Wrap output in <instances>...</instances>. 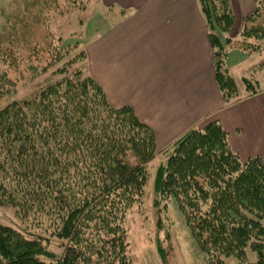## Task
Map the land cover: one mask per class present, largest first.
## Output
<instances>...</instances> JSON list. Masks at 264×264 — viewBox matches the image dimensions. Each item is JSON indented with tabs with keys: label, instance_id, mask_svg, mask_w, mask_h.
<instances>
[{
	"label": "trees",
	"instance_id": "16d2710c",
	"mask_svg": "<svg viewBox=\"0 0 264 264\" xmlns=\"http://www.w3.org/2000/svg\"><path fill=\"white\" fill-rule=\"evenodd\" d=\"M198 3L214 49L215 79L229 102L238 90L225 65L224 43L233 39L227 35L222 42L220 35L232 29L230 2ZM263 9L264 0H256L242 37L264 39ZM240 46L262 49L258 42ZM2 77L8 78L4 72ZM244 85L248 94L256 91L250 79ZM129 150L135 164L121 158ZM155 153L153 129L131 106L115 107L102 85L81 70L2 106L0 205L24 214L47 212L55 236L65 242L56 256L46 238L0 223V264H132L122 221L142 194L145 166ZM154 190V205L176 199L209 264H221L223 256L264 264V162L258 155L242 159L219 122L193 127L177 139L157 169Z\"/></svg>",
	"mask_w": 264,
	"mask_h": 264
},
{
	"label": "crops",
	"instance_id": "0c3cea01",
	"mask_svg": "<svg viewBox=\"0 0 264 264\" xmlns=\"http://www.w3.org/2000/svg\"><path fill=\"white\" fill-rule=\"evenodd\" d=\"M229 2L233 15L229 35L234 40L256 0ZM104 4H115L121 15L86 50L90 74L115 106H131L154 130L160 147L193 127L217 121L242 159L258 155L264 162V79L248 77L264 68V61L256 60L264 48L232 49L238 55L232 60V74L225 65L236 82L241 81L243 95L226 103L215 79L214 49L198 0ZM244 78L255 84V92L245 94Z\"/></svg>",
	"mask_w": 264,
	"mask_h": 264
},
{
	"label": "rangeland",
	"instance_id": "374dc122",
	"mask_svg": "<svg viewBox=\"0 0 264 264\" xmlns=\"http://www.w3.org/2000/svg\"><path fill=\"white\" fill-rule=\"evenodd\" d=\"M111 1L0 0V59H5L0 60V90L9 91L0 95V108L13 100L32 96L68 73L72 75L81 70L83 75H91L86 48L97 41L120 14L115 4L111 7L104 4ZM227 35L229 33H221L222 42ZM243 41L258 42L264 48V39L240 35L232 44L224 43L225 64L230 66L231 74L232 60L238 59L232 49L238 50ZM256 56L257 61H264V50ZM3 72L7 79L2 77ZM258 75L264 79V68L252 71L248 77ZM7 80L10 83L5 82ZM236 85V97L226 103L243 95L241 81ZM245 94H248L246 90ZM155 140L156 153L145 166L147 178L142 194L126 209L122 221L128 256L132 264H209L207 256L198 249L176 199L171 196L154 205L157 169L165 162L177 139L163 147L158 146L156 134ZM121 158L131 164L137 162L132 150ZM53 220L51 215L40 210L32 209L24 214L12 205H0L1 224L10 225L29 237L46 238L43 243L47 249L60 256L65 241L55 236ZM254 259V254L249 252V260ZM221 264L239 262L234 256H223Z\"/></svg>",
	"mask_w": 264,
	"mask_h": 264
}]
</instances>
